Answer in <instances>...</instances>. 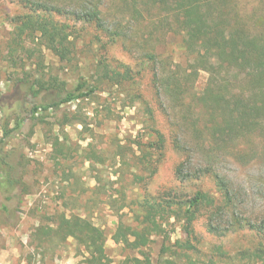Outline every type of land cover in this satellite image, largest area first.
<instances>
[{"label": "rangeland", "instance_id": "1", "mask_svg": "<svg viewBox=\"0 0 264 264\" xmlns=\"http://www.w3.org/2000/svg\"><path fill=\"white\" fill-rule=\"evenodd\" d=\"M85 1L101 4L111 30L120 26L115 43L84 19ZM236 4L233 20L264 28V0ZM169 16L162 22L145 19L122 0H0V138L4 124L11 130L0 143V264H88L84 245L59 227L63 214L88 218L103 229L109 264H146L147 254L150 264H264V158L244 163L225 149L215 160L233 198L226 207L215 176L198 169L207 166L206 154L196 152L186 162L189 153L174 144L178 132L184 143L196 146L193 134L177 127L188 112L174 91L165 93L166 82L160 87L165 99L157 96L155 71L160 77L177 73L180 93L193 105L190 119L205 110L196 100L209 75L201 70L188 79L194 59L183 47L182 33L168 29L179 25ZM27 17L60 26L56 50L29 28L16 35ZM154 47L158 58L145 69V49ZM126 70L131 75L125 76ZM81 76L97 90L40 108L37 120L29 112L39 103L32 95H23L19 106L2 105L17 83L22 90L25 82L57 78L73 89ZM151 124L165 136L162 149L151 144L156 140ZM182 162L184 172L178 173ZM197 191L212 203L188 222L177 211ZM145 200L162 204L154 214L161 230L136 248L116 241L119 225L126 232L142 230ZM209 217L218 229H210Z\"/></svg>", "mask_w": 264, "mask_h": 264}, {"label": "trees", "instance_id": "2", "mask_svg": "<svg viewBox=\"0 0 264 264\" xmlns=\"http://www.w3.org/2000/svg\"><path fill=\"white\" fill-rule=\"evenodd\" d=\"M122 1L138 10L139 13H145V19L156 18L159 19L157 22H162L164 19L169 20L168 15L174 17L179 25L174 28L171 24L168 29L182 33L183 47L187 55L193 56L194 59L193 69L187 73L188 79L191 76H197L201 70L208 73L207 85L203 92L197 95L196 100L197 107H204L205 110L199 113L196 118H188V115H192L193 105L187 104L186 97L180 93L182 83L181 80L179 82L177 73H169L167 77H160L155 71L156 94L161 101L165 99L166 96L160 87H163L166 82L165 93L174 91L175 101H180L177 103L184 107L186 113L188 112L185 120L183 118L184 122L177 123V127H183L190 131L194 136L196 146L184 143L178 132L174 144L181 146L189 153L186 162L191 160V154L196 152L206 154L207 159L204 161L207 166H199L198 169L205 175L213 174L215 176L225 206L229 207L233 200L229 182L212 164L221 157L225 149L233 150L234 155L238 156L237 160L241 162L248 161L249 163L254 158H264V28L255 30L240 18L233 20V15L239 13L236 0ZM84 4L86 8L84 19L106 32L110 37V42L115 43L122 35L120 26L117 24L111 30L106 25L107 20L99 2L88 3L85 1ZM16 27V35H21L26 28H29L33 33L40 34L46 47L57 49L60 34V26L57 23L45 18L27 17L21 25L17 24ZM147 49H145L147 57L145 69L148 62L156 61L158 58L155 47ZM103 71V75L108 77L109 70L104 67ZM124 75H131V72L126 70ZM56 79L37 78L25 82V88L22 90L17 83L10 93L4 94L3 107L14 106L15 101L18 103L14 104L19 106L20 100H24L23 95H32L39 103L30 108L29 112L33 119L37 120L36 113L40 108L47 110L59 107L63 103L93 94L98 87L91 84L84 76L79 78L73 89L60 86ZM173 80L178 84L173 83ZM159 82L162 86L158 88ZM176 90L178 92H175ZM21 106L23 107V105ZM24 110L25 108L22 111ZM17 125L20 123L18 122ZM150 127L151 133L156 135V140L151 142L152 146L162 149L166 141L164 134L154 124H151ZM2 131L0 143H6L11 133L8 123L3 125ZM0 161H4V158H0ZM186 162H182L178 173L184 172ZM7 180L13 183L10 175ZM211 203L212 199L208 198L206 192L197 191L194 196L182 203L177 213H181L186 221L191 222L204 204ZM161 206L162 204L156 200H145V204L142 206V222L144 223L142 230L134 229L126 232L122 230V225H119L114 234L115 240L134 248L146 245L149 235L161 230V226L154 219V214H157L158 207ZM145 223L148 224L145 225ZM208 225L210 229H218L214 226L212 217H209ZM59 227L67 236H74L84 245L90 254L87 260L88 264H109V258L104 249L105 234L103 229L88 218L78 215L66 217L64 214L60 219ZM130 236H133L132 240ZM144 260L146 262L143 263H151L148 254L144 256Z\"/></svg>", "mask_w": 264, "mask_h": 264}]
</instances>
